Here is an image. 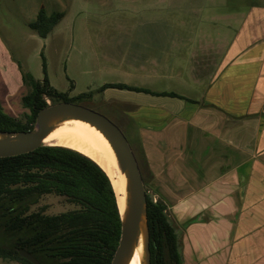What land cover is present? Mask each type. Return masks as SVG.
I'll return each mask as SVG.
<instances>
[{
  "label": "crops",
  "instance_id": "1",
  "mask_svg": "<svg viewBox=\"0 0 264 264\" xmlns=\"http://www.w3.org/2000/svg\"><path fill=\"white\" fill-rule=\"evenodd\" d=\"M207 5L200 4L192 30L190 18H182L189 30L171 32L167 76L182 87L125 83L190 101L112 87L101 93L105 99L119 93L111 99L128 106L126 124L148 184L166 202L175 231H182V264H264V4L244 3L240 12L219 19L203 14ZM141 20L151 28L158 15ZM83 36L91 45L89 29ZM156 53L151 68L165 61ZM21 85L19 98L27 93ZM3 99L5 112L15 117L17 99Z\"/></svg>",
  "mask_w": 264,
  "mask_h": 264
},
{
  "label": "rangeland",
  "instance_id": "2",
  "mask_svg": "<svg viewBox=\"0 0 264 264\" xmlns=\"http://www.w3.org/2000/svg\"><path fill=\"white\" fill-rule=\"evenodd\" d=\"M203 1L0 0V106L5 111L7 101L3 102V98L13 94V98L17 99L14 103L20 109L15 118L25 121L24 113L29 110L22 106L19 98L23 93L20 87L23 82L22 72H30L34 77L42 78V57L50 84L58 91L67 92L68 96L85 92L104 82L132 83L168 90L182 87L172 77L167 76L170 72L166 66L167 46L171 41L172 30L184 29L182 18H190V30L197 24L200 4ZM206 3L208 5L203 14L219 19L225 18L231 12H240L244 3L264 4V0H206ZM39 10L46 15L56 11L64 14L46 39L41 38L28 25L36 18ZM151 13L157 14L158 20L150 28L141 18H144V14ZM186 26L187 23L185 31L189 30ZM87 29L91 45L86 43V36H83ZM197 41L198 39L196 44ZM152 45H157L158 50L151 47ZM91 46L96 50L98 63L92 55ZM151 53H156V57L164 56L165 61L160 59V64L151 68ZM151 72H157L160 76L151 78ZM25 88L28 92V86L24 85ZM89 92L88 96L76 103L106 116L118 126L127 138L143 173L146 194L157 199L158 196L148 184V174L140 148L133 141L131 127L126 124L129 118L126 112L128 106L111 99L120 96L114 91H110L111 95H105L109 99H105L97 89ZM46 102L52 103L49 98H46ZM41 207L45 213L55 214L73 209L76 205L67 202L62 196L49 193L40 196L37 203L30 206V210ZM168 219L171 220L170 217ZM177 229L180 249L182 231ZM0 264L24 263L0 258Z\"/></svg>",
  "mask_w": 264,
  "mask_h": 264
},
{
  "label": "trees",
  "instance_id": "3",
  "mask_svg": "<svg viewBox=\"0 0 264 264\" xmlns=\"http://www.w3.org/2000/svg\"><path fill=\"white\" fill-rule=\"evenodd\" d=\"M63 12L50 15L39 10L28 25L45 37ZM42 79L22 72L27 93L21 96L25 121L9 115L0 106V131L31 129L37 111L52 103H76L89 91L68 96L52 87L42 57ZM128 89L189 100L173 91H153L120 82L103 83L105 88ZM142 175V174H141ZM142 179L145 182L143 175ZM53 193L76 207L55 214L30 210L40 196ZM150 264H182L179 240L167 216V204L146 194ZM120 217L115 192L105 171L87 155L60 145H43L9 157H0V258L32 264L18 254L24 249L40 264H109L117 246Z\"/></svg>",
  "mask_w": 264,
  "mask_h": 264
},
{
  "label": "water",
  "instance_id": "4",
  "mask_svg": "<svg viewBox=\"0 0 264 264\" xmlns=\"http://www.w3.org/2000/svg\"><path fill=\"white\" fill-rule=\"evenodd\" d=\"M68 119L85 122L98 130L108 141L117 160L123 184L121 192L123 198L121 207L116 200L120 217V233L109 264H127L139 243L141 244V264H150L144 181L127 138L106 116L70 101L48 104L37 111L31 129L0 131V157L15 156L47 145L43 141L45 136L59 122ZM18 254L32 264H40L24 249H18Z\"/></svg>",
  "mask_w": 264,
  "mask_h": 264
},
{
  "label": "bare ground",
  "instance_id": "5",
  "mask_svg": "<svg viewBox=\"0 0 264 264\" xmlns=\"http://www.w3.org/2000/svg\"><path fill=\"white\" fill-rule=\"evenodd\" d=\"M47 145H60L75 149L92 158L108 175L119 207H121V192L123 184L115 154L108 141L91 125L68 119L58 123L43 139ZM127 264H141V244L135 248Z\"/></svg>",
  "mask_w": 264,
  "mask_h": 264
},
{
  "label": "built area",
  "instance_id": "6",
  "mask_svg": "<svg viewBox=\"0 0 264 264\" xmlns=\"http://www.w3.org/2000/svg\"><path fill=\"white\" fill-rule=\"evenodd\" d=\"M155 200V198H153V201Z\"/></svg>",
  "mask_w": 264,
  "mask_h": 264
}]
</instances>
